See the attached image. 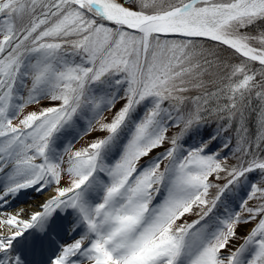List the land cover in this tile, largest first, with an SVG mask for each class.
Listing matches in <instances>:
<instances>
[{
	"label": "snow or ice",
	"instance_id": "snow-or-ice-1",
	"mask_svg": "<svg viewBox=\"0 0 264 264\" xmlns=\"http://www.w3.org/2000/svg\"><path fill=\"white\" fill-rule=\"evenodd\" d=\"M0 264H264V0H0Z\"/></svg>",
	"mask_w": 264,
	"mask_h": 264
},
{
	"label": "rangeland",
	"instance_id": "rangeland-1",
	"mask_svg": "<svg viewBox=\"0 0 264 264\" xmlns=\"http://www.w3.org/2000/svg\"><path fill=\"white\" fill-rule=\"evenodd\" d=\"M95 135H100V133H94L92 136H85L80 141L76 143V147L82 146L84 143H86L88 140L94 138ZM155 153H153L154 155ZM248 226H241V228L238 230V235H244L246 232ZM239 241H236L235 243H238Z\"/></svg>",
	"mask_w": 264,
	"mask_h": 264
},
{
	"label": "bare ground",
	"instance_id": "bare-ground-1",
	"mask_svg": "<svg viewBox=\"0 0 264 264\" xmlns=\"http://www.w3.org/2000/svg\"><path fill=\"white\" fill-rule=\"evenodd\" d=\"M40 199H43V197H41ZM36 202H38V201H36ZM36 202H31V203H33V204H34V203H36ZM25 207H27V205H25ZM30 210H31V209H30Z\"/></svg>",
	"mask_w": 264,
	"mask_h": 264
}]
</instances>
